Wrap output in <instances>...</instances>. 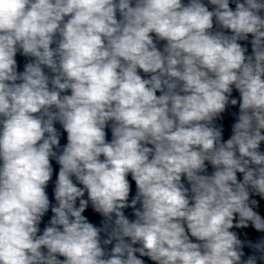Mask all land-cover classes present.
<instances>
[{"label":"clouds","instance_id":"1","mask_svg":"<svg viewBox=\"0 0 264 264\" xmlns=\"http://www.w3.org/2000/svg\"><path fill=\"white\" fill-rule=\"evenodd\" d=\"M231 2L0 0V264H264V0Z\"/></svg>","mask_w":264,"mask_h":264}]
</instances>
